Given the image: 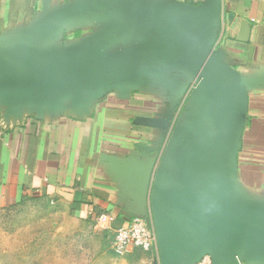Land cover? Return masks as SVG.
<instances>
[{"label": "crops", "instance_id": "obj_1", "mask_svg": "<svg viewBox=\"0 0 264 264\" xmlns=\"http://www.w3.org/2000/svg\"><path fill=\"white\" fill-rule=\"evenodd\" d=\"M171 45L203 47L237 72L246 117L227 182L226 217L264 230V0H0V84L73 81ZM168 80L186 82L176 96ZM226 104L187 63L166 64L69 96L0 97V209L32 198L113 237L151 218L158 264L191 170L216 145ZM164 120L163 128L146 120ZM101 214L116 221L98 222ZM177 264H264V252L219 259L197 246Z\"/></svg>", "mask_w": 264, "mask_h": 264}, {"label": "water", "instance_id": "obj_2", "mask_svg": "<svg viewBox=\"0 0 264 264\" xmlns=\"http://www.w3.org/2000/svg\"><path fill=\"white\" fill-rule=\"evenodd\" d=\"M207 1V0H205ZM204 1V2H205ZM178 3L185 5L187 3ZM125 63L115 69L73 81L54 83L0 84V97H57L100 90L151 69L172 63L192 65L226 104L223 129L215 147L193 167L185 202L186 226L167 230L161 245L163 264H177L182 253L197 246L219 259L235 260L264 252V230L230 221L221 205V190L227 182L232 159L239 144L246 117L247 93L241 76L211 56L203 47L171 45ZM183 81L168 80L166 87L176 96ZM163 128L164 120H146Z\"/></svg>", "mask_w": 264, "mask_h": 264}, {"label": "rangeland", "instance_id": "obj_3", "mask_svg": "<svg viewBox=\"0 0 264 264\" xmlns=\"http://www.w3.org/2000/svg\"><path fill=\"white\" fill-rule=\"evenodd\" d=\"M110 235L32 198L0 209V264H158L153 248L116 254Z\"/></svg>", "mask_w": 264, "mask_h": 264}, {"label": "built area", "instance_id": "obj_4", "mask_svg": "<svg viewBox=\"0 0 264 264\" xmlns=\"http://www.w3.org/2000/svg\"><path fill=\"white\" fill-rule=\"evenodd\" d=\"M181 3H202L205 0H178ZM116 221L111 214H101L98 222L109 226ZM113 249L116 254L123 256L134 249L149 250L155 246L156 240L153 234L151 218H132L123 221L116 227L112 237Z\"/></svg>", "mask_w": 264, "mask_h": 264}]
</instances>
